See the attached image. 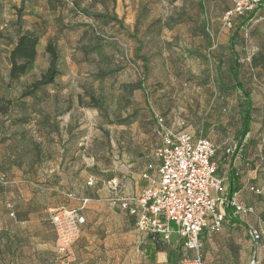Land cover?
<instances>
[{"label": "rangeland", "instance_id": "rangeland-1", "mask_svg": "<svg viewBox=\"0 0 264 264\" xmlns=\"http://www.w3.org/2000/svg\"><path fill=\"white\" fill-rule=\"evenodd\" d=\"M63 1L61 74L50 87L63 92L59 99L49 98V91L22 98L46 69L45 52L13 87L6 50L0 53V170L11 182L0 188L4 238L40 233L31 218L50 217V189L92 196L116 175L108 169L128 159L152 161L160 142L157 116L168 128L216 142L221 156L225 140L241 139L239 104L245 99L231 75L236 64L253 102L243 155L250 168L257 163L264 172V11L248 22L236 19L229 29L223 16L232 0L214 8L213 0H203V8L196 0ZM90 176L97 187L86 190ZM29 214L35 216L27 220ZM45 223L40 234L57 236Z\"/></svg>", "mask_w": 264, "mask_h": 264}, {"label": "crops", "instance_id": "crops-1", "mask_svg": "<svg viewBox=\"0 0 264 264\" xmlns=\"http://www.w3.org/2000/svg\"><path fill=\"white\" fill-rule=\"evenodd\" d=\"M196 1L203 2V0ZM63 2V0H0V29L6 27V30L0 32V53L6 50V56L9 57V52L21 34L35 32L41 36L38 59L34 66L36 69L40 54L45 52L48 42L51 40L58 45L57 39L67 30L64 28V22H67L65 20L67 11L63 7ZM222 2L223 0H213L212 7L220 6ZM203 5H205L204 2L200 4L202 8ZM22 8L26 15H17V9ZM19 18H21V25L18 24ZM48 65L49 62L46 69ZM7 69L9 80V61ZM57 83H59L58 78L54 85L57 86ZM54 85L44 87L40 91H49V98L52 100L59 99L63 92L58 89L51 90L50 87ZM250 133L248 135L251 136ZM229 141L231 140H225L224 144L227 145ZM258 156L263 159L262 155ZM249 160L251 159L246 157V154L238 160L224 157L223 153L215 158L218 175L224 180L226 189L230 194L238 193L239 202L245 207L254 208L256 213L227 219L221 232L212 234L206 230L201 235L203 256L207 264H251L256 255L258 264V259L260 264H264V236L260 242L254 243L249 235L250 228L257 227L259 219L264 221V172L257 163L256 168H250L253 164H249L247 162ZM154 161V158L152 161L142 163L136 159L124 160L121 166H117V170H107L116 175L101 188L97 187L95 178L90 176L84 189H89L87 183L90 179H94L93 187L98 189L92 196L78 195L68 192L69 190L57 194L56 192H59L57 188L50 189L54 191L52 193L54 198L48 199L51 208L48 210L50 217L41 220L31 218L32 221H36L33 227L42 233L46 227L45 221L51 223L53 211L61 207L81 208V199L86 197L91 201L82 210L86 224L79 240L70 250L63 253L59 248L57 236L38 233L25 237L14 235L11 240H8L0 233L2 236L0 237V264H132L137 260L142 264H175V261L179 264L182 255L180 236L174 233L170 241L165 242L159 238L157 240L151 236L140 235L136 229L135 217L123 212L119 204V200L139 194L146 186L147 183L141 176L147 170V166ZM114 178H120L123 182V187L118 192L112 191L108 185ZM17 183V187L23 184L20 180ZM0 188L3 187L0 186ZM256 190L262 193L259 194ZM70 195L74 197L71 198ZM3 199L4 196L0 194V200ZM227 211L231 215L233 209L227 208ZM33 216L35 214H29L27 220Z\"/></svg>", "mask_w": 264, "mask_h": 264}, {"label": "built area", "instance_id": "built-area-1", "mask_svg": "<svg viewBox=\"0 0 264 264\" xmlns=\"http://www.w3.org/2000/svg\"><path fill=\"white\" fill-rule=\"evenodd\" d=\"M232 1L233 7L223 16L224 27L229 29L237 18L249 14H255V17L264 11V0ZM156 122L160 142L153 152L155 161L141 176L147 184L139 194L119 200L120 208L135 217L140 235L156 236L168 242L177 233L182 242L179 264H207L201 235L206 230L212 234L219 233L227 219L256 212L239 202L238 193L230 194L226 189L224 180L218 175L215 161L218 147L212 140L168 128L159 116ZM249 140L250 135L240 141H229L226 155L235 160L241 159ZM10 183L7 174L0 171V186L7 187ZM94 184L93 179L87 183L88 186ZM108 185L112 191L118 192L123 182L114 178ZM256 192L262 193L260 190ZM90 201L84 197L81 208L61 207L52 212L51 223L63 252L70 250L83 233L86 218L82 210ZM7 207L12 210L13 204L8 203ZM227 208L233 209L231 215ZM10 216L13 217L14 213L11 212ZM258 221V226L249 230L254 243L260 242L264 236V221ZM256 257L251 264H256Z\"/></svg>", "mask_w": 264, "mask_h": 264}, {"label": "trees", "instance_id": "trees-1", "mask_svg": "<svg viewBox=\"0 0 264 264\" xmlns=\"http://www.w3.org/2000/svg\"><path fill=\"white\" fill-rule=\"evenodd\" d=\"M226 13V12H225ZM255 14H249L243 18H237L244 22H248ZM102 18H106L107 16H99ZM116 21L117 18H113ZM244 19V20H243ZM18 24L21 25V18L18 20ZM235 24V20H234ZM209 27H207L208 29ZM41 40V36L35 32H27L21 34L13 47V49L9 52V80L8 86L13 87L15 84L21 82V80L30 74L34 69L35 63L38 59V46ZM142 50L141 43L139 44V51ZM45 53L49 59L48 68L31 84L25 88L22 93V98L35 97L37 93L44 87L54 85L58 76L61 74L59 69V62L61 59V53L58 48V45L54 41H49ZM231 75L236 82V90H239L245 102L239 104V112L242 115L241 120V128H240V136L241 139H244L250 132L253 120V102L251 98V93L245 88L243 83L239 79L238 72V64L232 66ZM3 110L0 108V112ZM235 141V140H234ZM227 144V143H226ZM223 156L227 158H234L226 155V147L227 145H223ZM217 155L219 151V146L217 145ZM154 239L158 240V237L151 236ZM160 239V238H159ZM164 249V247L162 248Z\"/></svg>", "mask_w": 264, "mask_h": 264}]
</instances>
